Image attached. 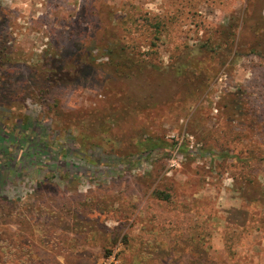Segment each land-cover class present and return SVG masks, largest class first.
<instances>
[{
    "label": "rangeland",
    "instance_id": "rangeland-1",
    "mask_svg": "<svg viewBox=\"0 0 264 264\" xmlns=\"http://www.w3.org/2000/svg\"><path fill=\"white\" fill-rule=\"evenodd\" d=\"M2 43L12 163L42 152L0 264H264V0H0Z\"/></svg>",
    "mask_w": 264,
    "mask_h": 264
},
{
    "label": "trees",
    "instance_id": "trees-1",
    "mask_svg": "<svg viewBox=\"0 0 264 264\" xmlns=\"http://www.w3.org/2000/svg\"><path fill=\"white\" fill-rule=\"evenodd\" d=\"M109 43L111 44H108V52H107L108 56L106 60L108 67H110V72L115 74L118 78H123L124 76L127 77L129 72L131 71L132 60L128 58L125 49L123 48L120 49L117 47L118 44L114 36H112V40ZM3 44L4 43L0 44V59L5 51L4 49H1V46ZM186 65L188 64H182L180 65V68H178V72L181 73V75H184L186 73L185 72V69L187 68ZM4 130L6 129L0 122V158L6 160L4 164L2 163L0 164V199L5 198V196L2 193L5 192L3 188L7 184V180L8 179L10 180V178L11 180L15 178L19 173L20 167L25 168L30 166V162L28 159L29 157L27 158L26 154L29 153L40 154L42 152V150H40L41 148H38L37 146H32L30 145V143L28 144L25 143L28 148L24 152L23 154L24 156L22 155L24 158L20 156L21 160L19 159L20 161H18L17 166L14 165L12 163L14 161L13 159L15 158L13 157V154L16 153L17 150L11 152L10 148L12 149L19 148V150L22 149V144H24L25 140L24 139L16 140L15 138H12V136L5 134ZM159 145L155 144L154 142H152V140L149 139L139 140L136 142V149L138 150V153L140 152V154L149 153L152 150L161 147V145L160 146ZM43 180L46 182L45 177H43ZM44 184L45 183H43L42 185ZM40 185L41 184H38L37 188L41 187ZM32 264L35 263L32 262Z\"/></svg>",
    "mask_w": 264,
    "mask_h": 264
}]
</instances>
